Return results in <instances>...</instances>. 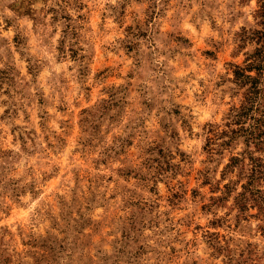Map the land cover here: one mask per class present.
Listing matches in <instances>:
<instances>
[{
  "label": "rangeland",
  "instance_id": "374dc122",
  "mask_svg": "<svg viewBox=\"0 0 264 264\" xmlns=\"http://www.w3.org/2000/svg\"><path fill=\"white\" fill-rule=\"evenodd\" d=\"M260 3L0 0V264H264L207 146Z\"/></svg>",
  "mask_w": 264,
  "mask_h": 264
},
{
  "label": "trees",
  "instance_id": "16d2710c",
  "mask_svg": "<svg viewBox=\"0 0 264 264\" xmlns=\"http://www.w3.org/2000/svg\"><path fill=\"white\" fill-rule=\"evenodd\" d=\"M259 9L256 11L260 30L245 32L242 42L253 41L257 45L254 51L246 54L242 66H233L234 84L243 90L242 100L238 106L230 109L224 129L219 133L213 129L210 134L214 138H208L207 146L210 147L217 137L227 138L222 142L228 146L231 142L241 138L246 148H253L257 152L264 153V0H260ZM221 146V145H220ZM248 163H245V161ZM264 155L254 157L253 152L248 150L243 154L232 156L223 170L224 175L238 170V177L244 182L233 183V187L224 186L227 193L236 191L240 184V191L234 201L240 211H245L248 206L256 207L259 211L264 205V192L259 186L264 187Z\"/></svg>",
  "mask_w": 264,
  "mask_h": 264
}]
</instances>
